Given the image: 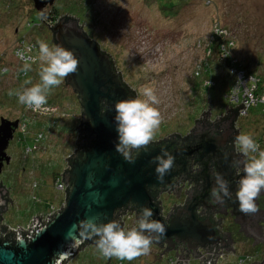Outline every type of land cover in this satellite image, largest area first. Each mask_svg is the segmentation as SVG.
I'll return each instance as SVG.
<instances>
[{"label":"rangeland","instance_id":"1","mask_svg":"<svg viewBox=\"0 0 264 264\" xmlns=\"http://www.w3.org/2000/svg\"><path fill=\"white\" fill-rule=\"evenodd\" d=\"M54 6L61 16L79 18L90 37L99 40L114 58L118 70L137 96L145 86L155 90L160 100L157 107L163 117L155 139L184 134L192 121L204 112L211 111L217 116L225 111L228 105L225 94L233 83L229 73L232 61L247 74L256 76L264 90V0H180L169 10L158 0H55L47 9ZM40 20L33 0H0V58L8 68L6 75H0V121L4 117L21 123L24 105L8 92L31 86L25 85L26 80H31L32 84L40 82L39 45L30 55L34 62L30 63L31 70L25 77L16 78V71L25 63L17 55L24 53L16 47L27 42L19 37L29 36L25 28L28 21ZM32 31L29 32L32 39L38 36L52 45L51 29ZM222 43L226 50H221ZM207 80L214 84L206 85ZM63 83L53 88L47 99L54 98L53 103L66 115L52 123L41 111L26 112L28 116L37 115L32 116L27 138L24 140L17 129L9 145L11 164H6L0 172V182L4 181L11 190L13 200L2 214L7 227L32 226L41 212L63 198V193L56 190L53 172L62 171L68 165V157L75 152L74 134L80 110L79 103L71 98V91ZM261 108H252L241 118V132L264 129V117L259 114ZM42 128L52 134L47 146L24 158V148L33 145ZM53 142L57 144L54 146ZM34 195L42 198L37 204ZM91 250L98 249L87 247L69 264H82L90 259ZM168 258H163L162 262H167ZM153 259L143 255L136 258V262ZM95 262L109 263L100 253ZM237 262V257H232L225 264Z\"/></svg>","mask_w":264,"mask_h":264},{"label":"flooded vegetation","instance_id":"2","mask_svg":"<svg viewBox=\"0 0 264 264\" xmlns=\"http://www.w3.org/2000/svg\"><path fill=\"white\" fill-rule=\"evenodd\" d=\"M48 9L46 14L49 12ZM67 16H69L68 19H66ZM62 20H64L65 26L59 31L62 33L64 30V35H68L71 28L76 24L79 25V28H83L84 34L92 41L97 42L100 45L101 53L111 61V69L114 75L129 88L124 75L118 70L114 58L108 51L104 50L99 40L90 37L79 18L73 15H65L59 18L56 24ZM43 21L45 22V20ZM53 27L50 42L52 45H57L54 36L58 31L54 32ZM26 37L33 41L30 34ZM37 48L38 45L36 44ZM1 61L2 58H0V64H2ZM20 67L23 70V66ZM4 68L7 69L5 72L2 71ZM7 73L8 68L2 64L0 75ZM19 77H22V74ZM63 85L71 91V98L77 101L80 106L74 134L76 137L75 152H77L79 150L78 144L85 135L87 124L84 123L79 92L67 83L66 78ZM103 106H105V101ZM15 121H18L19 125L15 128L14 138L17 129L22 133L19 120ZM241 121L242 119L238 117L236 110L228 107L217 116L208 111L197 116L192 121L189 130L184 134L164 135L159 139H154L151 143L158 147H166V150L176 158L175 164L168 174L171 178L149 190L151 203L146 202L144 207L129 203L122 207L115 216L118 218L126 210L132 211L124 219L126 227H131L135 225L144 208L152 210V218L163 225L164 232L153 240L151 251L148 254L150 258L163 259L169 257L168 259H170L179 257L183 259L184 264H196L198 262L199 264H225L230 262L232 257H237V260H243V264H264V191L256 200L259 211L255 214L241 212L236 198V190L239 179L243 175L245 161V157L237 151L235 146V137L241 133ZM246 133H251L256 142L258 139H264V129ZM6 151L10 155L8 149ZM81 152L83 151L80 150ZM6 164L4 162L2 171ZM10 164L11 161L8 165ZM24 167L26 170V165ZM217 173L222 174L228 182L231 196H225L222 202L214 203L211 190L215 186L214 179ZM0 189H2L0 194L7 204L0 206V215H2L7 210L8 205L13 203V200L10 197L11 190L4 186V181L0 182ZM8 199L10 200L9 203H7ZM209 224L213 226L215 235L212 234V230L206 233ZM4 226L6 225H4L3 218H0V230L3 232L6 230ZM13 228L7 227L8 233L5 237H10L9 232H14ZM208 239L216 242L208 243ZM170 254L171 256H169Z\"/></svg>","mask_w":264,"mask_h":264},{"label":"water","instance_id":"3","mask_svg":"<svg viewBox=\"0 0 264 264\" xmlns=\"http://www.w3.org/2000/svg\"><path fill=\"white\" fill-rule=\"evenodd\" d=\"M33 1L44 17L47 6H52L55 0ZM64 26L62 20L53 27L54 32L58 31L54 37L57 45L71 49L79 61L78 71L66 77V81L80 94L84 123L87 124L85 138L79 142V150L71 155V169L64 174V180L69 183L65 207L45 221L37 217L29 233L38 228L28 239L20 230L15 232V239L5 237L7 230H0V264H65L64 261L79 251L84 240L90 238L79 230L82 221L86 218H92L97 223L116 220V213L129 203L144 207L146 202L151 203L149 190L161 184L156 179L154 157L166 147L150 144L147 151L142 149L137 154L134 150L135 160L132 163L115 149V102L136 97V93L114 75L111 61L101 53L100 45L84 34L83 28L76 24L68 35H64V30L62 33L59 31ZM226 107L239 113L238 109L246 106L240 102ZM18 125V121L1 119L0 171L4 162L9 164L11 161L6 150L14 139ZM80 150L83 152L80 153ZM170 178L166 175L164 182ZM4 205L6 200L0 194V206ZM126 213L127 210L123 214ZM123 214L116 220L121 226ZM211 230L215 235L213 226L209 224L206 233ZM209 242L216 241L208 239ZM177 264H184L183 259L179 258Z\"/></svg>","mask_w":264,"mask_h":264},{"label":"clouds","instance_id":"4","mask_svg":"<svg viewBox=\"0 0 264 264\" xmlns=\"http://www.w3.org/2000/svg\"><path fill=\"white\" fill-rule=\"evenodd\" d=\"M47 10V9H46ZM54 26V25H53ZM219 33V32H218ZM39 59L41 67L39 70L40 82L32 84L26 80L22 90L10 91L9 95H15L18 102L27 106L32 111H47V98L53 88L60 86L66 77L78 71L79 61L71 49L61 45H49L45 41L38 40ZM25 63L23 70H31L28 63L31 57H26L18 52ZM160 103L155 90L152 87H143L140 95L127 97L115 102V128L117 132L116 151L129 163L134 162L133 150L137 154L139 150H148V146L154 141L156 131L162 123V115L158 109ZM59 116H65L60 107ZM47 120H52L46 117ZM34 124V123H33ZM54 146L57 142H53ZM237 151L245 157L243 164V175L239 179L236 190V198L239 202L240 211L245 214H255L259 211L256 200L264 191V150L253 139L251 133L241 132L235 137ZM156 179L164 182L176 161L173 154L162 149L154 157ZM70 164V158H69ZM215 186L211 190L213 202L221 201L223 197L231 196L228 182L220 173L215 174ZM83 235L95 236L96 247L104 257H116L121 260L132 261L136 258L148 255L154 239L163 234V225L152 218V210L144 208L142 214L131 227L121 226L116 220L97 223L92 218H86L79 225Z\"/></svg>","mask_w":264,"mask_h":264},{"label":"built area","instance_id":"5","mask_svg":"<svg viewBox=\"0 0 264 264\" xmlns=\"http://www.w3.org/2000/svg\"><path fill=\"white\" fill-rule=\"evenodd\" d=\"M58 21V20H56ZM53 23L50 25L52 26ZM222 35V34H221ZM219 35V36H221ZM20 40H26L27 42H22L20 43L16 48L17 50H21L24 54V56L26 57H30L31 52H33L36 49V44L33 41H30L27 37H21ZM32 43V45L29 46V44ZM28 44V50H26V45ZM221 50H226V46L225 44H221ZM227 56V54H226ZM23 61V60H22ZM25 62V61H24ZM28 63H34L32 62V59H30L28 61ZM229 73L233 78V83L231 85L230 90L225 94V99L227 100L228 104H238L240 102L244 103V106H246L245 108H239L238 111V117L239 118H243V116H246L247 114H249V112L252 110V108H259L260 106L261 111L259 112V114L264 117V90L261 89V83L259 81V79L252 75V74H247L244 70H241L240 68H238L235 64V61H232L229 63ZM7 69L4 68L2 71L5 72ZM22 74V76H26L27 72H25L24 70H22L21 67H19V69L16 71V78H18V76H20ZM208 83V84H207ZM206 85H212L214 84V82H212L211 80H207ZM11 91V90H10ZM9 91V92H10ZM47 111H41L44 114H47V116H43V117H49L52 119V123L55 122V117L59 116V108L56 105L47 103V105L45 106ZM26 112L29 113H36L39 111H32L31 109H29L27 106L24 105V112L21 115V123H20V130L22 131V133H27L30 124L32 123V116H37V115H32V116H28L26 115ZM54 119V121H53ZM47 135V136H46ZM51 133L47 132L46 130H44L43 128L40 129L38 131V133L36 134L35 138H34V144L33 146L27 147L25 148V154L27 155L26 157H29L30 155H34L35 153H37L40 149L44 148L45 146H47V141L51 139ZM260 146V149L264 148V139H258L257 142ZM69 158L68 157V165L66 167H64V169L58 173V175L55 178V186H56V190L57 191H61L64 193L63 198L60 200V202L58 204H54L51 205L47 211L45 212H41L37 217H40L41 221H45L47 220L48 216H52L55 213L59 212L60 210H62L65 205L67 204V195H66V188L69 185L68 181L64 180V174L68 173V170L71 169V166L69 164ZM33 199L35 200V202L39 203L40 202V197L34 195ZM132 211L127 210L126 214H123L121 217V222H123L122 226H126V222H125V217H127ZM36 217V219H37ZM36 221V220H35ZM34 221V222H35ZM34 222L32 223L34 225ZM33 225L31 226H27L24 229H17V228H13L14 232H18V230L23 231V232H30ZM88 247V246H87ZM83 248L82 250H79V252H82L84 250H86V248ZM102 255V254H101ZM75 256H73L71 259H69L65 264H69V262L75 258ZM107 258V264H177L179 261V257H174V258H170L167 260V262H162V259H153V260H148V261H140V262H136L137 260H132V261H127L125 262L124 260L118 259L116 257H111V258ZM143 259H147V258H143ZM196 264H199L196 263ZM238 264H243V260L239 259L238 260Z\"/></svg>","mask_w":264,"mask_h":264},{"label":"trees","instance_id":"6","mask_svg":"<svg viewBox=\"0 0 264 264\" xmlns=\"http://www.w3.org/2000/svg\"><path fill=\"white\" fill-rule=\"evenodd\" d=\"M157 1V0H156ZM159 2H161V4H162V7H165V8H167V10H169V8H173V7H175L176 5H177V3L180 1V0H158ZM67 3H69V2H67ZM74 4H76L75 2H73ZM51 7V6H50ZM66 7H69L68 5H66ZM34 8L36 9V7H35V5H34ZM37 10V9H36ZM49 10V12H48V14H46L44 17H42L41 16V12L39 11V10H37L39 13H40V17H41V20L39 21V22H35V21H28V23L26 24V26H25V28H26V30L28 29V32H33L32 30L33 29H48V31L50 30V29H52V27L53 26H48V25H46V24H50V23H54V22H56V20H59V18H61V17H63V16H61L60 15V12H59V9L57 8V7H53V8H50V9H48ZM65 16V15H64ZM69 18V16H67L66 17V19H68ZM43 20H45V22L43 21ZM50 34L52 33V31L51 32H49ZM30 34V33H29ZM37 37V38H36ZM36 37H34L32 40H33V42L35 43V44H37L38 45V43H37V41L38 40H40V37H38V36H36ZM2 66V64H0V67ZM50 102H55L54 100V98H50V99H48ZM237 112V111H236ZM28 131V130H27ZM23 135H24V140H25V138H27V136H28V133H22ZM83 137H84V135H83ZM35 143V142H34ZM33 143V144H34ZM31 145H28L27 147H30ZM33 146V145H32ZM27 147H25V148H27ZM25 148H24V152H23V154H24V158H26L27 159V155L25 154ZM133 153H134V150H133ZM59 169H60V167H59ZM68 172H69V170H68ZM58 173H59V171L57 170H55L54 172H53V174H54V181H55V178H56V176L58 175ZM66 195H68V190H67V192H66ZM36 196H38V195H36ZM39 197V196H38ZM40 199L42 200V198L40 197ZM10 202V200L8 199L7 200V203H9ZM36 203V202H35ZM37 204V203H36ZM7 205V204H6ZM5 205V206H6ZM0 218L2 219V215H0ZM53 218H51L50 219V221L52 220ZM49 221V222H50ZM38 228V226L36 227V228H34L32 231H33V233L32 234H30L29 232H22L23 233V235H24V237H26L27 239L29 238V236L30 235H33L34 233H35V230ZM4 229H6L7 230V226H4ZM9 236L11 237H13L14 239H15V237H16V234H15V232H9ZM98 239V237H95V236H92V237H90V238H87L86 240H84V242L81 244V246H80V248H79V250L80 249H83V248H85V247H87L88 246V248H90V247H92V246H96V244H95V241ZM81 252H79L78 253V251H76L75 252V255H76V257L80 254ZM98 253H100L99 252V250H97V251H93V250H91L90 252H89V258L90 259H85L84 261H83V263L82 264H101V263H97V262H95V259H96V257H97V255H98ZM101 254V253H100ZM68 261V260H67ZM67 261H64L63 263H66Z\"/></svg>","mask_w":264,"mask_h":264},{"label":"crops","instance_id":"7","mask_svg":"<svg viewBox=\"0 0 264 264\" xmlns=\"http://www.w3.org/2000/svg\"><path fill=\"white\" fill-rule=\"evenodd\" d=\"M64 168V167H63ZM59 172H61V171H59Z\"/></svg>","mask_w":264,"mask_h":264}]
</instances>
